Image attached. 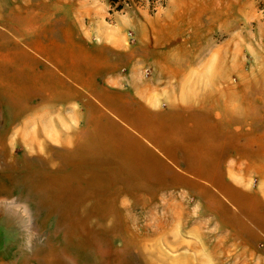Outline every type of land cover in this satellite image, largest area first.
I'll use <instances>...</instances> for the list:
<instances>
[{"label":"rangeland","instance_id":"374dc122","mask_svg":"<svg viewBox=\"0 0 264 264\" xmlns=\"http://www.w3.org/2000/svg\"><path fill=\"white\" fill-rule=\"evenodd\" d=\"M62 1L78 9L70 17L79 35L109 43L98 30H122L128 52L136 51L119 71L125 86L134 75L145 81L162 79L155 51L166 54L160 57L164 62L174 65L181 59L183 68L190 70L198 69L190 66L195 61L205 60L202 69L207 75H222L223 90L239 86L240 152L248 154L240 156L231 182L247 196L237 190L236 202L221 196L233 209L231 220L223 219V204L215 203L218 211L206 210L200 196L181 189L133 196L122 194L124 189L112 184L114 180L89 184L88 179H75L71 189L51 183V178L64 175L61 167L72 168L71 147L61 137L69 138L70 131L84 125L73 112L79 105L50 99L51 83L25 82L15 66L0 67V148H7L0 153V197L26 206L40 229L36 237L29 220L19 227L14 211L6 213L0 202V259L6 264H41L34 255H47L53 246L56 256L70 264H264V0H166L156 10L147 2L135 10L114 12L108 0ZM0 9L5 22L1 4ZM53 32L63 33L60 27ZM24 47L37 57L34 73L46 65L54 69L45 54L26 43ZM39 86L46 97H40ZM27 100L30 108L23 111ZM18 127L28 133L40 130V145L21 143ZM38 165L45 182L40 193L23 180ZM78 224L89 232L76 234L73 226Z\"/></svg>","mask_w":264,"mask_h":264},{"label":"crops","instance_id":"0c3cea01","mask_svg":"<svg viewBox=\"0 0 264 264\" xmlns=\"http://www.w3.org/2000/svg\"><path fill=\"white\" fill-rule=\"evenodd\" d=\"M0 4L4 12L11 7L18 10L12 19L6 18L11 26H4L6 21L0 18V67L15 66L17 75L26 76L25 82L51 83L50 99L79 105L73 112L84 125L70 131V143L68 136L61 137L71 146L70 166L76 179L87 178L89 184L114 180L112 184L124 189L122 194L133 196L181 189L200 196L209 211H218L215 203L223 204V195L230 202L237 201L236 190L247 196L231 182L240 156L248 154L240 152L238 85L223 90L222 75H207L202 69L205 60L195 61L190 66L198 69L190 70L183 68L181 59L171 65L160 59L165 53L155 51L162 79L145 81L134 75L125 86L119 71L136 51L128 52L122 30H98L104 41L111 42L96 43L71 28V12L78 10L72 3L11 0ZM57 27L63 31L60 36L53 32ZM25 43L45 54L54 69L46 65L38 75L34 73L37 57ZM39 92L46 97L43 87ZM109 162L119 167L111 168ZM224 207L223 219L233 220V209ZM260 207L264 208L263 201Z\"/></svg>","mask_w":264,"mask_h":264},{"label":"bare ground","instance_id":"6f19581e","mask_svg":"<svg viewBox=\"0 0 264 264\" xmlns=\"http://www.w3.org/2000/svg\"><path fill=\"white\" fill-rule=\"evenodd\" d=\"M2 8H4L2 6ZM1 11V9H0ZM18 10H16L14 7L13 9H10L6 12V18L8 17L9 19H12L16 13H17ZM44 14V13H43ZM8 22V21H7ZM11 22V21H10ZM29 23V22H28ZM8 26H10L9 23H7ZM3 62V61H2ZM231 87V86H230ZM233 88V86H232ZM69 93V92H68ZM240 94V93H238ZM39 96V95H38ZM58 96V95H57ZM33 98V97H32ZM55 98V97H54ZM259 98V97H258ZM29 102L30 100H27V101H24L23 104H22V109L23 111H26L30 108V105H29ZM227 106V105H226ZM5 131V130H4ZM15 133L17 134V137L18 139L21 140V143H23L24 145L25 144H33V145H37L39 144L40 145V135H41V131L40 130H36V132L34 133H28L27 130H25V128L23 129H18L15 131ZM2 134V132H1ZM72 134V133H71ZM10 135V134H9ZM98 138V137H97ZM100 138V137H99ZM17 139V140H18ZM71 139L69 138V140L67 142H69ZM11 141V140H10ZM13 141V140H12ZM65 142V141H64ZM70 143V142H69ZM10 144V143H9ZM8 144V145H9ZM13 144H16L13 142ZM11 145V144H10ZM73 145V144H72ZM9 147V146H8ZM71 147V146H70ZM73 147V146H72ZM5 148L6 146H2L0 148V153L2 152H5ZM11 148V147H10ZM7 149V148H6ZM96 151V150H95ZM70 154H71V151H70ZM17 155V154H16ZM10 156V154H9ZM80 156V155H79ZM23 157V155L21 156ZM128 157V156H126ZM150 157V156H149ZM28 158V157H27ZM119 158V156H118ZM117 159V158H115ZM28 160V159H27ZM152 160V159H151ZM119 161V159H118ZM12 162V161H11ZM31 162V161H30ZM38 162V161H37ZM36 162V163H37ZM80 162V161H79ZM84 162V161H83ZM104 162V161H103ZM150 162V160H149ZM29 163V162H28ZM33 163V162H32ZM35 163V165H36ZM40 163V162H39ZM52 163V162H51ZM54 163V162H53ZM77 163V161H76ZM97 163V162H96ZM95 163V164H96ZM92 164V163H91ZM97 164H100V163H97ZM106 164V162H105ZM14 165V164H13ZM34 165V164H33ZM52 165V164H51ZM57 165V164H56ZM44 166V165H43ZM53 166V165H52ZM104 166V165H103ZM109 166L111 168H114V167H119L118 164L116 166H114V162H109ZM20 167V166H19ZM100 167V166H99ZM108 167V166H107ZM10 168V167H9ZM48 168V167H47ZM55 169V168H54ZM61 169H63V172H64V175L59 174V175H56L55 178H51L50 179V182L51 183H56L57 185H60L61 187H64L66 189H71V183L76 179L75 177V174L76 172L74 170H65L64 167H61ZM109 169V168H108ZM26 172V171H25ZM18 173V172H17ZM23 173V172H22ZM102 173V172H101ZM106 173V172H104ZM15 174V173H14ZM100 174V173H99ZM101 176H103V174H100ZM10 176V175H9ZM110 176V174H109ZM44 179L43 177V174H42V169H41V166L38 165V167L36 168V170H34L33 172H29V173H25L24 177H23V180L24 182L26 183V185L28 186V188L34 190V191H37L38 193H40V190L42 188H44V183L42 182ZM87 179V178H86ZM94 180V179H93ZM96 180V178H95ZM161 180V179H160ZM162 182V181H161ZM159 196V195H158ZM77 200V199H76ZM0 202H4V205L6 206V209H5V212L7 213L8 210H13L14 211V215H15V222L19 224V227H23V226H26L28 220L32 223L31 226L28 225L30 227V233L34 236H39L40 234V229L36 223V221L33 219L34 217H32V215L30 216L29 212H28V209L26 206H23L21 205L20 203H18L16 200H12V201H8L6 197H0ZM83 209V208H82ZM80 210V209H79ZM89 212V211H88ZM11 213V212H10ZM87 213V212H86ZM98 214V213H97ZM86 216V214H84ZM87 217V216H86ZM14 218V217H13ZM85 219V217H84ZM87 219V218H86ZM91 219V217H90ZM84 221V220H83ZM95 221V220H94ZM93 222V221H92ZM23 224V225H22ZM93 225V224H91ZM75 230H78L76 232V234L78 235H82V234H86L89 232V230H87L86 228V225H81V224H78V225H75L73 226ZM33 228V229H32ZM98 228V227H97ZM159 232V231H158ZM157 232V233H158ZM168 233V232H167ZM165 234V233H164ZM169 235V233H168ZM86 236V235H84ZM157 236V235H156ZM167 236V235H166ZM158 237V236H157ZM87 242V241H86ZM90 243V242H89ZM92 245V244H91ZM94 246V245H93ZM57 249L53 246H51V248L49 249L47 255H41V254H35L34 256H36V260H38V262H40L41 264H70L68 261H66L64 258L62 257H58L56 256L55 254V251ZM147 252V251H145ZM147 255V254H146ZM149 255V254H148ZM35 260V261H36ZM33 262V261H32ZM106 262V261H105ZM107 263V262H106ZM0 264H6V261L5 260H1L0 259ZM20 264H26V262H22Z\"/></svg>","mask_w":264,"mask_h":264},{"label":"trees","instance_id":"16d2710c","mask_svg":"<svg viewBox=\"0 0 264 264\" xmlns=\"http://www.w3.org/2000/svg\"><path fill=\"white\" fill-rule=\"evenodd\" d=\"M110 4V11H122L128 9H137L141 5L149 2V7L156 10L158 6L165 5L166 0H108Z\"/></svg>","mask_w":264,"mask_h":264}]
</instances>
